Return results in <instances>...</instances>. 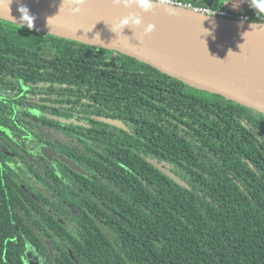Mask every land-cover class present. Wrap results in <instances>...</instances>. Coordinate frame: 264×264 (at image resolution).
<instances>
[{
    "label": "trees",
    "instance_id": "obj_1",
    "mask_svg": "<svg viewBox=\"0 0 264 264\" xmlns=\"http://www.w3.org/2000/svg\"><path fill=\"white\" fill-rule=\"evenodd\" d=\"M0 147V264H264L263 114L0 20Z\"/></svg>",
    "mask_w": 264,
    "mask_h": 264
},
{
    "label": "water",
    "instance_id": "obj_2",
    "mask_svg": "<svg viewBox=\"0 0 264 264\" xmlns=\"http://www.w3.org/2000/svg\"><path fill=\"white\" fill-rule=\"evenodd\" d=\"M152 3L153 9L148 13L136 6L124 10L142 17L141 26L122 25V18L99 9L89 0L78 14H73L74 5L70 4V0H0V20L21 26L19 8L26 6L35 19L33 27L28 28L25 24L24 28L117 52L147 64L193 89L219 95L264 115V71L239 62L210 60L179 52L161 44L151 34H144L145 21L150 24H158L161 20L178 21L197 28L239 31L259 28L264 30V25L205 16ZM96 119L123 131L127 130L121 121L105 117ZM0 149L4 151L2 147ZM41 150L47 157L56 156V153L46 146H42ZM57 157L76 169L61 156ZM148 162L173 182L188 188L185 182L163 165L155 161Z\"/></svg>",
    "mask_w": 264,
    "mask_h": 264
},
{
    "label": "bare ground",
    "instance_id": "obj_3",
    "mask_svg": "<svg viewBox=\"0 0 264 264\" xmlns=\"http://www.w3.org/2000/svg\"><path fill=\"white\" fill-rule=\"evenodd\" d=\"M89 1L99 9L120 18L129 16L130 13L124 12V10L135 6L129 0H120L119 3H114V0ZM145 25L152 24L145 21ZM154 26L155 30L150 33L151 36L173 50L193 56L210 58V60L239 62L248 67L264 71V30L260 28L241 31L213 30L216 36L213 35L214 38L209 39L210 36L197 35L195 38H191L187 34H175L176 32L166 29L165 26L159 23L154 24ZM208 30L212 31L211 29Z\"/></svg>",
    "mask_w": 264,
    "mask_h": 264
},
{
    "label": "clouds",
    "instance_id": "obj_4",
    "mask_svg": "<svg viewBox=\"0 0 264 264\" xmlns=\"http://www.w3.org/2000/svg\"><path fill=\"white\" fill-rule=\"evenodd\" d=\"M87 2V0H70V4L74 5L72 7L73 14H78L81 10V7ZM120 0H114V3H119ZM249 7L254 10L256 16L264 15V0H247ZM132 4L138 7L140 10H142L144 13H148L153 9V3L152 0H132ZM238 4H235L234 7H238ZM170 14H172V10H168ZM19 12L21 13V27H23L25 24L28 28L33 27L34 23V17L30 15L29 9L26 6H21L19 8ZM143 23L140 16L136 14H130L129 16H126L122 18L121 24L122 25H130L134 24L136 26H141ZM253 27V26H252ZM155 30L154 25H147L144 27V34L148 35L152 31Z\"/></svg>",
    "mask_w": 264,
    "mask_h": 264
},
{
    "label": "built area",
    "instance_id": "obj_5",
    "mask_svg": "<svg viewBox=\"0 0 264 264\" xmlns=\"http://www.w3.org/2000/svg\"><path fill=\"white\" fill-rule=\"evenodd\" d=\"M152 2L198 14H203L205 16L218 17L227 20L249 21L248 15L235 14L232 12H227L223 9H215L214 7L200 6L186 0H152Z\"/></svg>",
    "mask_w": 264,
    "mask_h": 264
},
{
    "label": "crops",
    "instance_id": "obj_6",
    "mask_svg": "<svg viewBox=\"0 0 264 264\" xmlns=\"http://www.w3.org/2000/svg\"><path fill=\"white\" fill-rule=\"evenodd\" d=\"M198 5L207 6V7H220L227 12L232 13H244L245 15L250 14V7L247 0H186ZM235 4H238V7H234ZM260 20L264 21V15L257 17Z\"/></svg>",
    "mask_w": 264,
    "mask_h": 264
},
{
    "label": "rangeland",
    "instance_id": "obj_7",
    "mask_svg": "<svg viewBox=\"0 0 264 264\" xmlns=\"http://www.w3.org/2000/svg\"><path fill=\"white\" fill-rule=\"evenodd\" d=\"M236 14H244V13H236ZM248 16L250 17L249 13H248ZM257 20L258 21H256V20L255 21L259 22V24H261V25H264V21L263 20H260V19H257ZM163 22L160 21L159 24L162 25V26H165V28L170 30V31L176 32L175 34H177V33L187 34L191 38H195L197 35L210 36V37H208L209 39L214 38L213 35L216 36V34L214 33L215 31H213V30L210 31V30L205 29V28H197V27L188 26L185 23L178 22V21H163ZM152 25H154V24H152ZM109 53H111V52H109Z\"/></svg>",
    "mask_w": 264,
    "mask_h": 264
}]
</instances>
